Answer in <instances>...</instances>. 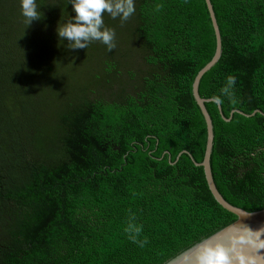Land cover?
Here are the masks:
<instances>
[{
    "label": "trees",
    "instance_id": "obj_1",
    "mask_svg": "<svg viewBox=\"0 0 264 264\" xmlns=\"http://www.w3.org/2000/svg\"><path fill=\"white\" fill-rule=\"evenodd\" d=\"M36 2L28 25L19 0H0V264H164L235 221L194 163L207 132L192 84L216 48L205 0H135L127 21L104 13L111 51L68 48L56 28L71 4ZM210 2L221 54L198 92L222 101L205 103L211 171L227 202L253 212L264 209V0Z\"/></svg>",
    "mask_w": 264,
    "mask_h": 264
},
{
    "label": "clouds",
    "instance_id": "obj_2",
    "mask_svg": "<svg viewBox=\"0 0 264 264\" xmlns=\"http://www.w3.org/2000/svg\"><path fill=\"white\" fill-rule=\"evenodd\" d=\"M19 3L21 15L28 25L41 18L36 0H19ZM68 3L75 15L69 16L63 24L57 26L56 33L61 40L67 39L70 49H86L90 42L100 41L111 51L116 47L115 31L105 27L104 13L113 19L119 17L121 21H127L136 11L135 0H68ZM234 84L235 77L229 76L222 92L227 94ZM211 99L214 103L222 102L219 96ZM140 230L135 229L136 232ZM242 244H249L260 252L264 249V228L253 230L244 226L240 235L230 238L228 246H204L197 254L196 264H256L253 257L245 258L242 253L233 261L232 254Z\"/></svg>",
    "mask_w": 264,
    "mask_h": 264
},
{
    "label": "water",
    "instance_id": "obj_3",
    "mask_svg": "<svg viewBox=\"0 0 264 264\" xmlns=\"http://www.w3.org/2000/svg\"><path fill=\"white\" fill-rule=\"evenodd\" d=\"M205 3H206L207 10L209 12L211 23L214 29V34L216 38V48H215V52L212 58L198 71V73L194 77L193 84H192V94L205 120L206 132H207L206 146H205V152H204L203 159L201 162H194V163L197 166H202L208 189L210 190L214 199L224 209L233 213L236 216V219L229 225L221 228L214 234L203 239L202 241L193 245L189 249L183 251L182 253H180L179 255H177L176 257L172 258L171 260L167 261L164 264H196L197 254L200 252V250L204 246H215L217 244H223L225 246H228L230 238L240 235L244 226H247L253 230L264 228V209H260V210L253 211V212H248L240 207H236L230 204L223 198V196L220 194V192L218 191L214 183L211 166H210V154H211L213 138H214L213 125H212L210 115L205 106V103L212 101V99L202 98L199 95L198 86H199V82L202 76L216 64V62L218 61L220 57L221 38H220V32H219V28L216 22V18L214 15V11L212 8V4L210 0H205ZM217 105L219 108L220 107L219 103H217ZM232 113L233 111L231 112V116H232ZM231 116L228 118H225V117L223 118L226 121H229ZM182 153H187V152L181 151L177 155L175 161H177V159ZM240 253H242L245 258L253 257L256 261V264H264V249L260 250V252H257V250L249 244L239 245L236 253L232 254L234 262L236 261V256Z\"/></svg>",
    "mask_w": 264,
    "mask_h": 264
},
{
    "label": "rangeland",
    "instance_id": "obj_4",
    "mask_svg": "<svg viewBox=\"0 0 264 264\" xmlns=\"http://www.w3.org/2000/svg\"><path fill=\"white\" fill-rule=\"evenodd\" d=\"M110 16V15H109ZM111 17V16H110Z\"/></svg>",
    "mask_w": 264,
    "mask_h": 264
}]
</instances>
